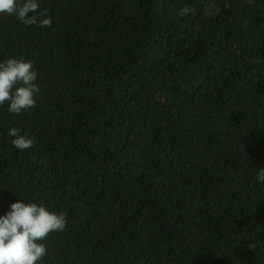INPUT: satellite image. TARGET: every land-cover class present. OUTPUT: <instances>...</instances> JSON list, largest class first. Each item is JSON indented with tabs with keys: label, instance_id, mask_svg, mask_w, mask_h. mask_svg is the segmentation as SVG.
I'll return each mask as SVG.
<instances>
[{
	"label": "trees",
	"instance_id": "obj_1",
	"mask_svg": "<svg viewBox=\"0 0 264 264\" xmlns=\"http://www.w3.org/2000/svg\"><path fill=\"white\" fill-rule=\"evenodd\" d=\"M38 2L51 27L0 14L41 90L0 106V217L67 214L43 264H264V0Z\"/></svg>",
	"mask_w": 264,
	"mask_h": 264
},
{
	"label": "clouds",
	"instance_id": "obj_2",
	"mask_svg": "<svg viewBox=\"0 0 264 264\" xmlns=\"http://www.w3.org/2000/svg\"><path fill=\"white\" fill-rule=\"evenodd\" d=\"M194 12L184 7L179 15ZM0 14L12 15L26 26L51 27L52 18L46 9L41 10L38 0H0ZM38 74L32 61L9 58L0 61V106L8 103V111L21 114L36 106L40 87L36 83ZM8 135L15 137L12 143L18 150L34 147L28 134L12 127ZM44 163V161H40ZM256 181L264 183V168L258 169ZM17 202L11 210L0 217V264H43L49 254L44 243L53 233L67 228V214L50 211L35 202Z\"/></svg>",
	"mask_w": 264,
	"mask_h": 264
}]
</instances>
